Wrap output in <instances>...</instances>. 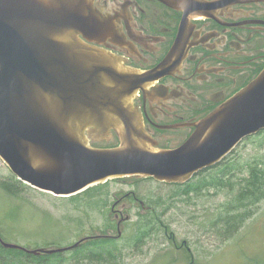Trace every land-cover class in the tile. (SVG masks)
I'll return each instance as SVG.
<instances>
[{"label": "water", "instance_id": "95a60500", "mask_svg": "<svg viewBox=\"0 0 264 264\" xmlns=\"http://www.w3.org/2000/svg\"><path fill=\"white\" fill-rule=\"evenodd\" d=\"M163 1L181 7L180 1ZM198 1L203 4L193 6L220 2ZM84 8L81 0H0V157L19 180L58 196L125 176L186 182L264 130L263 70L207 117L182 149L149 148L132 105L142 74L121 67L118 59L110 65L114 57L79 39L80 29L91 25ZM82 124L114 129L120 146L93 147L91 141L101 136L95 137L93 127L84 134ZM121 234L86 237L64 248L29 249L1 235L0 243L42 254Z\"/></svg>", "mask_w": 264, "mask_h": 264}, {"label": "flooded vegetation", "instance_id": "af4514ba", "mask_svg": "<svg viewBox=\"0 0 264 264\" xmlns=\"http://www.w3.org/2000/svg\"><path fill=\"white\" fill-rule=\"evenodd\" d=\"M176 1L181 7L163 0H81L91 24L79 34L82 41L142 74L132 105L146 145L157 152L182 149L207 117L264 70V0H219L209 6H193L203 4L198 0ZM151 72L156 73L144 77ZM100 136L98 141L121 144L114 129L95 133L96 138ZM249 138L219 164L203 169L188 182L174 184L185 187L230 158L233 164ZM128 197L127 203L118 200L111 207L118 222L135 202L148 208L136 195ZM150 213L158 214V210ZM125 221L107 229L124 227Z\"/></svg>", "mask_w": 264, "mask_h": 264}, {"label": "rangeland", "instance_id": "374dc122", "mask_svg": "<svg viewBox=\"0 0 264 264\" xmlns=\"http://www.w3.org/2000/svg\"><path fill=\"white\" fill-rule=\"evenodd\" d=\"M97 141L91 145L118 147L108 140ZM238 154L233 164L230 158L216 168L220 171L238 164L239 170L223 188L187 193L174 183L128 176L98 184L101 195L86 192L88 188L72 196H58L24 183L0 157V235L5 242L27 248H64L85 236L116 235V228L107 229L119 221L111 207L118 200L127 203L128 194H134L148 208L135 202L136 206L124 211L122 218L127 223L119 224L124 232L113 242L118 257L115 264H264V200L232 235L221 236L214 228L223 216L236 213L230 206L240 189L236 184L248 174L247 163L264 160V133L245 141ZM157 210L158 214L150 213ZM142 224L146 225L142 230L154 227L151 236L135 248L133 239ZM76 248L64 253L71 255Z\"/></svg>", "mask_w": 264, "mask_h": 264}, {"label": "trees", "instance_id": "16d2710c", "mask_svg": "<svg viewBox=\"0 0 264 264\" xmlns=\"http://www.w3.org/2000/svg\"><path fill=\"white\" fill-rule=\"evenodd\" d=\"M237 166H227L220 171L217 169V172L212 169L202 175L201 179H196V181L194 180L187 184L183 190L188 193L191 191L198 192L204 188H223L229 181L230 175L239 170ZM247 167L248 174L243 178V182L236 184L239 185L240 189L232 198L233 203L230 206L231 209L236 210V213L223 216L221 218L223 221L217 223L214 227L221 236L226 237L235 233L246 219L253 214V207H256L264 200V160L248 162ZM100 186L90 188L86 192H94L95 194L98 193L97 195H101L98 190ZM5 188H8L7 184H5ZM20 188L21 185L17 189ZM243 210L244 212H242ZM156 220L157 218L154 222ZM145 227L146 225L142 224V227L139 226L136 229L139 232L133 239V247L136 248L142 245L151 236V229L154 226L151 225L149 228L142 230ZM227 231L229 234H227ZM113 242H115V239L110 237L93 239L82 243L71 255H67L64 252L33 254L22 249L6 248L0 243V264H115L114 260L118 257L116 256L117 248L114 247Z\"/></svg>", "mask_w": 264, "mask_h": 264}, {"label": "bare ground", "instance_id": "6f19581e", "mask_svg": "<svg viewBox=\"0 0 264 264\" xmlns=\"http://www.w3.org/2000/svg\"><path fill=\"white\" fill-rule=\"evenodd\" d=\"M83 10H85V8H84ZM80 30H81V31L78 33V37H79V34H80L81 32H84L82 29H80ZM79 39L82 40L80 37H79ZM84 43H85V42H84ZM89 46H90V45H89ZM93 48H94V47H93ZM104 53H105V52H104ZM106 54H107V53H106ZM108 55H109V54H108ZM112 57H113V56H112ZM115 59L117 60L116 57H114V59H111V60H110V65L112 64V62H113ZM117 61L119 62V64H120L121 67H123V68L125 67L122 61H120V60H117ZM82 125H83V126H82V129H83V133H84V134H87V135H88V131H89V129H90L89 127H93L94 135H95V133L98 132V131H99L100 133L103 132L102 129H98L99 126H92V125H90V124H82ZM106 132H107V131H106ZM106 132H103V133H106Z\"/></svg>", "mask_w": 264, "mask_h": 264}]
</instances>
